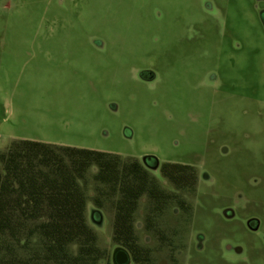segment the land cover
Instances as JSON below:
<instances>
[{
    "label": "rangeland",
    "instance_id": "1",
    "mask_svg": "<svg viewBox=\"0 0 264 264\" xmlns=\"http://www.w3.org/2000/svg\"><path fill=\"white\" fill-rule=\"evenodd\" d=\"M146 69L152 81L141 79ZM16 139L207 171L187 198L176 264H189L188 253L194 264H221L224 238H250L221 206L233 202L264 228V31L251 0H0V151ZM93 173L88 191L98 197ZM113 200L102 197L104 222L93 225L109 257ZM147 208L141 197L135 222ZM192 229L206 235L201 252ZM152 255L170 264L166 250Z\"/></svg>",
    "mask_w": 264,
    "mask_h": 264
},
{
    "label": "trees",
    "instance_id": "2",
    "mask_svg": "<svg viewBox=\"0 0 264 264\" xmlns=\"http://www.w3.org/2000/svg\"><path fill=\"white\" fill-rule=\"evenodd\" d=\"M90 169L102 185L98 197L88 191ZM145 179L140 164L118 154L12 140L0 151V264H112L88 217V203L100 210L102 197H114V244L131 251L135 264H154L134 221L149 194Z\"/></svg>",
    "mask_w": 264,
    "mask_h": 264
},
{
    "label": "flooded vegetation",
    "instance_id": "3",
    "mask_svg": "<svg viewBox=\"0 0 264 264\" xmlns=\"http://www.w3.org/2000/svg\"><path fill=\"white\" fill-rule=\"evenodd\" d=\"M251 8L264 31V0H251ZM140 77L145 81H152L155 74L146 69L140 72ZM225 153L226 150L223 149L222 154ZM130 160L132 164L133 162L140 164L146 172L145 186L149 191L148 195L143 196L148 206L143 223L141 225L140 222H135L136 230L141 225L140 229L145 233L143 244H141L136 232L137 243L151 254L154 264H159L152 255L155 250H166L167 261L170 264H176V259L182 256L184 252L180 246L185 247L179 241L185 237L187 233L186 226L191 224L192 219V205L187 198L190 195L196 196L198 185L203 180H209L210 176L207 171L199 169V167L188 162L161 161L151 153H145L141 158L131 157ZM156 191L158 194H154ZM240 197L242 196L240 195ZM239 211V208L233 202H229L221 206L220 216L225 220L238 218V223L249 234L250 238L243 241L232 240L228 237L224 238L220 247L221 264H256L259 258L264 256V228L261 218L256 215H243L241 213L238 216ZM168 212L171 214L170 220L165 216ZM96 215V212L91 215L90 211L89 220L100 226L96 223ZM192 234L194 238L192 251H203L206 235L200 230L193 229ZM152 241H156V245L154 247L147 246ZM117 245L120 244H115L114 247ZM127 251L131 257V264H135L132 252L128 249ZM190 255L191 253L186 254L187 261L189 264H194L190 260Z\"/></svg>",
    "mask_w": 264,
    "mask_h": 264
},
{
    "label": "water",
    "instance_id": "4",
    "mask_svg": "<svg viewBox=\"0 0 264 264\" xmlns=\"http://www.w3.org/2000/svg\"><path fill=\"white\" fill-rule=\"evenodd\" d=\"M94 212L97 213L95 217L97 219L96 223L101 225L103 220L102 212L94 208L91 210V215H93ZM111 262L112 264H131V257L125 247L117 245L112 250Z\"/></svg>",
    "mask_w": 264,
    "mask_h": 264
}]
</instances>
